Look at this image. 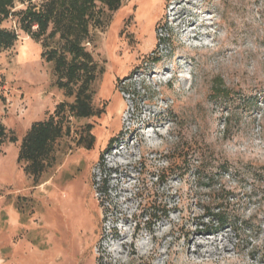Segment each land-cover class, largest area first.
Listing matches in <instances>:
<instances>
[{
  "label": "rangeland",
  "instance_id": "obj_1",
  "mask_svg": "<svg viewBox=\"0 0 264 264\" xmlns=\"http://www.w3.org/2000/svg\"><path fill=\"white\" fill-rule=\"evenodd\" d=\"M40 5L16 0L1 24L18 40L0 51V121L17 138L0 151V264H264V0L104 8L84 43L98 114L71 118L35 179L22 140L75 101L22 30ZM223 197L222 227L209 208Z\"/></svg>",
  "mask_w": 264,
  "mask_h": 264
},
{
  "label": "trees",
  "instance_id": "obj_2",
  "mask_svg": "<svg viewBox=\"0 0 264 264\" xmlns=\"http://www.w3.org/2000/svg\"><path fill=\"white\" fill-rule=\"evenodd\" d=\"M15 1L0 0V51L12 48L18 40L15 31L1 27L2 22L11 16ZM124 1L44 0L40 7L31 6L21 13L22 30L35 41L42 42L43 58L54 64L57 86L68 96H75L73 104L61 103L46 121L34 123L22 140L18 163L24 164L25 172L35 179L51 165L55 144L70 134L71 118L88 119L98 114L92 106L91 92L96 68L84 43L89 40L90 28L98 23L103 9L116 12ZM51 43L56 46L50 47ZM16 142V136L0 121V151L6 143ZM92 145L93 138L86 147L90 149ZM197 163L195 168L198 179H201L203 162ZM220 169L228 172V164L224 163ZM215 202L209 211L218 217L216 219L223 227L228 222V200L223 197Z\"/></svg>",
  "mask_w": 264,
  "mask_h": 264
},
{
  "label": "bare ground",
  "instance_id": "obj_3",
  "mask_svg": "<svg viewBox=\"0 0 264 264\" xmlns=\"http://www.w3.org/2000/svg\"><path fill=\"white\" fill-rule=\"evenodd\" d=\"M148 5H149V4H148ZM147 7H148V6H147ZM197 37H198V35L194 36L193 38L196 39ZM211 242H212L213 245H215V246L217 245L216 243H214V239H213ZM208 244H209V243H208ZM217 246H218V245H217ZM217 246H216V247H217ZM216 247H215V248H216ZM216 249L218 250L219 248L217 247ZM220 251H221V250H220ZM205 252H206V251H205ZM205 252H200L199 250H197V254L200 255V256H205ZM208 254H209V253H208ZM216 254H217V253H216ZM210 255H211V254H210ZM214 258H215V257H214ZM217 259H218V258H217Z\"/></svg>",
  "mask_w": 264,
  "mask_h": 264
},
{
  "label": "built area",
  "instance_id": "obj_4",
  "mask_svg": "<svg viewBox=\"0 0 264 264\" xmlns=\"http://www.w3.org/2000/svg\"><path fill=\"white\" fill-rule=\"evenodd\" d=\"M39 1H40L41 3H43L44 0H39ZM38 7H40V6H38Z\"/></svg>",
  "mask_w": 264,
  "mask_h": 264
}]
</instances>
